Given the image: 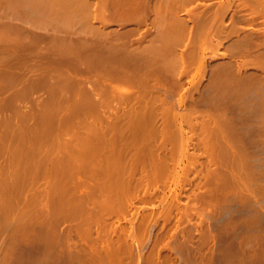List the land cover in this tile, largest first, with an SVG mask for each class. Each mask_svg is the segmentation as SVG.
<instances>
[{"label":"rangeland","instance_id":"rangeland-1","mask_svg":"<svg viewBox=\"0 0 264 264\" xmlns=\"http://www.w3.org/2000/svg\"><path fill=\"white\" fill-rule=\"evenodd\" d=\"M247 1L0 0V264H264V7ZM158 147L180 175L145 182L129 154ZM124 154L154 185H122Z\"/></svg>","mask_w":264,"mask_h":264},{"label":"bare ground","instance_id":"bare-ground-1","mask_svg":"<svg viewBox=\"0 0 264 264\" xmlns=\"http://www.w3.org/2000/svg\"><path fill=\"white\" fill-rule=\"evenodd\" d=\"M239 1H240V0H239ZM250 1H251V0H250ZM253 1H254V0H253ZM255 1H256L257 3H260L261 6L263 5L262 8L264 7V0H255ZM255 1H254V2H255ZM241 2H242V0H241ZM246 2H247V3H246ZM246 2H245V3L248 4V1H247V0H246ZM242 3H244V2H242ZM249 3H250V2H249ZM250 4H251V5L254 4V6H255V3H252V1H251ZM250 4H248V5H250ZM251 5H250V6H251ZM256 5H257V4H256ZM252 6H253V5H252ZM254 6H253V7H254ZM257 6H259V5H257ZM261 6H260V8H261ZM215 10H216V9H215ZM210 12H211V9H210ZM208 13H209V11H208ZM211 13H212V12H211ZM209 14H210V13H209ZM221 18H222V17H221ZM234 19L236 20V18H234ZM237 20H238V22H239V20L241 21L242 18H241V19H237ZM237 20H236V22H237ZM242 21L245 22L246 19H244V20H242ZM246 22H248V20H247ZM164 24H165V23H163V25H164ZM164 26H165V25H164ZM166 27H168V26L166 25ZM209 28H210V27H209ZM233 29H234V28H233ZM246 32L248 33V31H246ZM243 34H245L244 31H243ZM252 34L254 35V33H252ZM252 34H251V35H252ZM255 34H256V32H255ZM240 35H242V34H240ZM247 35H249V36H245V35H244V37H245V38H247V37L250 38L251 35H250L249 33H248ZM253 35L251 36V38L255 36V35H254V36H253ZM256 35H257V34H256ZM260 35H261V34L257 35V37L260 36ZM244 37H243V35H242L241 38H240V37H239V38H240V39H242V38L244 39ZM260 37H261V36H260ZM260 37H259V38H260ZM239 38H238V39H239ZM254 38H255V37H254ZM236 39H237V38H236ZM236 39H234V40L236 41ZM255 39H256V38H255ZM255 39H254V40H255ZM257 40H258V39H257ZM257 40H255V41L258 42ZM260 40H261V38H260ZM260 40H259V42H260ZM114 70H115V69H114ZM114 70H112V73H111V71H110V74H113V73H114V72H113ZM118 70H119V69H118ZM120 70H121V69H120ZM116 71H117V70H116ZM123 71L126 72L124 69H123ZM124 72H123V73L120 72V73H121L120 76L125 75ZM127 72H129V71H127ZM117 73L120 74L119 71H118ZM129 73H130V72H129ZM131 74H132V73H131ZM131 74H129V76H131ZM126 75H127V73H126ZM126 75L124 76V78L127 77ZM132 75H133V74H132ZM109 76H110V75H109ZM120 76H118V77H119V80H120V78H123V76H122V77H120ZM129 76H128V77H129ZM133 76H134V75H133ZM114 77H115V75H114ZM118 77H117V78H118ZM112 78H113V77L111 76V79H112ZM124 78H123V79H124ZM132 78H133V77H132ZM113 79L115 80L116 77L113 78ZM128 79H129V78H127L126 80H128ZM133 79H134V78H133ZM133 79H132V80H133ZM117 80H118V79H117ZM119 80H118V81H119ZM129 80H131V79H129ZM129 80H128V81H129ZM124 81H125V79H124ZM120 82H121V81H120ZM122 82H123V81H122ZM165 112H167V110L163 112V113H164V114H163L164 117L166 116V113H165ZM168 112H169V111H168ZM168 112H167V114L170 113V112H169V113H168ZM126 114H127V113H126ZM126 114H123V115H126ZM171 115H172V114H171ZM171 115H170V116H171ZM170 116H169V118H170ZM172 116H173V115H172ZM173 118H174V117H173ZM167 119H168V116L165 117V120H167ZM169 120H170V119H168L166 122L168 123ZM171 120H172V119H171ZM171 120H170V123H172ZM170 123L167 124V127L171 125ZM112 127H113V126H112ZM114 132H115V131H114ZM159 132H160V131H159ZM142 133H143V132H142ZM116 134H117V135H116ZM140 134H141V133H140ZM115 135L117 136V139H118L119 136H118V133H117V132H115ZM115 135H114V138L116 139ZM140 136H141V135H140ZM140 136H139V137H140ZM143 136H144V134H143ZM144 137H145V136H144ZM154 137H155V138L157 137L156 134H155ZM142 138H143V137L141 136V140H142ZM152 138H153V137H152ZM133 139H134V138H133ZM133 139H132V140H133ZM136 139H137V138H136ZM136 139H134V140H136ZM153 139H154V138H153ZM113 140H114V139H113ZM137 140H139V139H137ZM141 140L137 141V143H138V142H141ZM114 141H115V140H114ZM116 141H117V140H116ZM143 141H144V140H142V142H143ZM142 142H141V144H142ZM143 143H144V142H143ZM143 146H144V144L142 145L141 148H143ZM139 147H140V145H139ZM159 149H160L159 152H158V151H157V152L155 151V153H156L155 156H154V155H153V156L151 155V154H152V151H147V150H144V149H143V150H144V152L146 151V152H145L146 154H144V152H143L142 154H139V155L136 154V153H137L139 150H141V149H138L136 153L134 152V150L132 151V152H134V153H132L131 151H129V152L132 153L133 155L136 154L137 156H140V155H143V154H144V156H145V155H146V156L148 155L147 158H148V157L150 158L149 154H150V152H151L150 155H151L153 158L151 157L150 159H152V160L150 161L149 158H148V159L145 158V161H146V159H147V163L149 162V164H150V162H152V161L154 160L152 165H153V166H154V165L156 166L158 162H159V164H160V163H162V162H164V161L166 162L167 160H170V159H169V156H168L165 152H163L164 150H163L162 148L158 147V150H159ZM161 149L163 150V151H162L163 153H161V154L166 155V157H165L164 155H162L163 158L165 157V158H167V159L164 160L165 158H164V159L161 158L162 156L158 154V157L161 158V160H160L161 162L157 160L158 162L156 161V163H155V159H158V158L156 157V156H157V153H160V152H161ZM143 150H142V151H143ZM147 153H149V154H147ZM132 154H129V155H131V156L133 157V158H132V157L130 158V160H131L130 162H132V163H130L129 160H127L128 157H130V156H129V155L127 156L126 154H124V157H127V158H125V160H124L125 164H124V162H121V163L124 164L125 167H127L126 164H129V163H130V164H131L130 167L133 168V171H135L134 169H136V168H137V169H136L137 171H138V169H140L139 172H143V173H140V174L138 173V174H139L140 177L143 178V179L141 178L142 180L145 181V180L147 179L146 177H145V179H144V177H143L144 175L142 176V174H144V171H148L149 174L151 173L150 176L152 175V172H153V173H154V177H153V175H152L151 177H153L154 180L156 179V181H154V182H157V183H158V182H163L162 180H163V179L165 180V178H167V177H165V176L168 175V177H169V176L171 175V174L169 173V171H170L173 167H172L171 165L169 166L167 162H166V164L169 166L168 168L171 167L170 169H168L166 165H165V166H166V167H165V166H164V163H163V164H160V165H162V167H164V168H162L160 165H158V166H160V167L156 166L157 169H158L157 171H160L161 168H162L163 170L166 168L165 172H164L163 170H161V172L163 171L164 173H163V175L161 174V176H160L159 172H157V171H156L157 174H155V170H156V168L151 167V166H152L151 164L149 165V164L146 163L147 165H149V166L152 168V170H151V169H150V170H149V169H146V170H145L146 166H145V168H143V166H144L143 163H141L142 165L139 164V163H140V162H139L140 159H141V161L143 162L141 156L139 157L140 159H139V161H138V160H136V159H137V156L135 155L136 157H134ZM125 155H126V156H125ZM121 156L123 157V155H121ZM121 156H120V157H121ZM167 156H168V157H167ZM154 157H155V158H154ZM134 158H135V159H134ZM160 158H159V159H160ZM119 159H120V158H119ZM123 159H124V158H123ZM143 159H144V158H143ZM132 160H134V161H132ZM135 160H136V161H135ZM163 160H164V161H163ZM117 161H118V160L116 159V164H117ZM120 161H121V160H120ZM120 161H119V162H120ZM126 161H128V163H126ZM137 161H138L139 163H138ZM133 162H134V166H135L136 164H139V165H136L137 167H136V166L134 167V166H133ZM136 162H137V163H136ZM144 163H145V162H144ZM154 163H155V164H154ZM146 164H145V165H146ZM115 166H116V168H118V169L120 168V167L117 166V165H115ZM120 166H121V165H120ZM128 167H129V165H128ZM128 167H127V168H128ZM116 168L114 167V169H116ZM127 168H126V169H127ZM131 168H128L129 170H127V172H125V171L123 172L124 169H122V168H121L122 170L120 169L119 172H118V170H116V174L118 173L117 175H120V174H121L120 176H122V177L120 178V180H121V179H122V180L120 181V180L115 179V178H119V177H115V176H114L115 178L110 179V178H111V175H110V176H109L110 178L108 177L107 183H106V184L104 183V184L106 185V187H105V185H104V187L107 188L109 185H111V184L108 185V183H112L110 180H112L113 183H114V185L116 186V188H114V190H115V189H118V188H117V182H118V184H120V182H122V183H123V184L121 183L122 185L126 184V182L123 181V179L126 177L125 175L128 174V171H132V170H130ZM148 168H149V167H148ZM143 169H144V170H143ZM167 170H169V171H167ZM150 171H151V172H150ZM175 171H176V170L174 169V172H173V169H172V172H173V173H175ZM166 172L169 173V174H167ZM172 172H171V173H172ZM111 173H114V172L112 171ZM119 173H120V174H119ZM124 173H126V174H124ZM133 173H134V172H131V174H133ZM173 173H172L171 176H175ZM122 174H123V175H122ZM129 174H130V173H129ZM129 174H128V177L132 176L131 174H130V175H129ZM134 174H137V173H134ZM146 174H147V173H146ZM146 174H145V176H146ZM149 174H147V176H149ZM158 174H159V175H158ZM164 174H167V175H164ZM177 174H178V173H177ZM114 175H115V174H114ZM156 175H158V176L156 177ZM179 175H180V173H179ZM179 175H176V176L179 177ZM124 176H125V177H124ZM133 176H134V175H133ZM133 176H132V177H133ZM135 176L138 178L137 175H135ZM135 176L133 177V179H130V180H129V178H127V179H128L129 181H133L134 178H136ZM150 176H149L148 179L151 178ZM171 176H170V177H171ZM176 176H175V178H177ZM132 177H131V178H132ZM140 177L138 178V180L141 181V184L137 183V180H135L136 182H135V181H133V182H134L135 184L137 183L138 186L141 185V187H143L144 185L147 186V184L150 185V186H152L151 183L153 184V180H152V182H151V179H150V182H151V183L149 182L150 184H149V183H145V182H146V181H145V182H143V185H142V180H140ZM127 179H125V180H127ZM160 179H161V180H160ZM173 179H174V178H173ZM207 179H208V178H207ZM116 180H117V182H116ZM157 180H159V181H157ZM174 180H177V181H178V179H174ZM109 181H110V182H109ZM114 181H115V182H114ZM119 181H120V182H119ZM129 181H127V183H128ZM139 181H138V182H139ZM147 182H148V180H147ZM208 182H209V180L207 181V183H208ZM134 183H132V184H134ZM157 183H155V184H157ZM178 183H179V182H178ZM121 184H120L119 186L122 187V188H123L124 186H125V188L130 187V186L132 187V185L129 186L130 183H128V186H127V184L124 185V186H122ZM137 184H136V185H137ZM179 184H180V183H179ZM179 184H178V185H179ZM107 185H108V186H107ZM136 185H135V186H136ZM153 185H154V184H153ZM102 186H103V185H102ZM133 186H134V185H133ZM99 187L102 189L101 186H99ZM104 187H103L102 190H104ZM111 187H112V189H110V190H113V184L111 185ZM120 187H119V189H120ZM131 187H130V189H131ZM141 187H137V186H136V189H135V190H138V189L142 190V189L144 188V187H143V188H141ZM148 187H149V186H148ZM176 187H177V184H176ZM109 188H110V186L108 187V189H109ZM134 188H135V187H134ZM145 188H146V187H145ZM101 189H100V190H101ZM108 189H106V190H108ZM119 189H118V190H119ZM132 189H133V187H132ZM173 189H174V188H173ZM173 189H172V190H173ZM175 189H176V188H175ZM97 190H99V188H98ZM126 190H129V188L126 189ZM126 190H125V191H126ZM123 191H124V188L122 189V192H121V193H123V196L126 197L125 193H127V192L124 193ZM113 193L116 194V192H113ZM127 194H128V193H127ZM151 194L153 195V193H151ZM151 194H150V195H149V194H148V195L145 194V196L150 197ZM176 195H178V194H177V193L174 194V196H175V197H174L175 200L177 199ZM116 196H117V195H116ZM125 197H124V199H125ZM153 197H154V196H152L151 199L149 198V200H152ZM139 198H140V197H139ZM142 198H144V196H142ZM124 199H123V200H124ZM126 199H127V197H126ZM118 200H119V199H118ZM149 200H148V198H147V201H149ZM140 201H144V199H141ZM119 202H121L120 204H121L122 206L120 207L118 201H116V204H117V206H119V207H118V208H117V206H114V207H115L117 210H118V209L120 210V208H121V210H122V207H123V206H124V207H123V208H124L123 210H125V209L127 210L128 207H131V206H132V205H131L132 203L130 204V202H129V204H130L131 206H127V205H129V204H126L127 200L125 201V204H124V203L122 204V201H121V200H119ZM116 204H115V205H116ZM161 204H162V202H161ZM174 205H176V204L174 203ZM125 207H127V208H125ZM132 207H133V206H132ZM132 207H131V209H132ZM135 208H136V207H135ZM135 208H134V209H135ZM137 209H139V208H137ZM137 209H135V210L138 211ZM142 209H143V208H142ZM144 209H145V208H144ZM146 209H147V208H146ZM123 210H122V211H123ZM140 210H141V209H140ZM153 210H154V209H152V211L149 210V212H148V210H147L148 215H149V213H151V212L153 213V212H154ZM115 211H116V210H114V212H115ZM133 211H134V210H133ZM140 212H141V211H140ZM143 212H144V211H143ZM143 212H142V213H143ZM133 213H134V212H133ZM136 213H138V212H136ZM144 213H145V214H140L141 216H139V217H141V219H142L143 215H144L145 217L147 216V215H146V211H145ZM152 213L150 214V216L152 215ZM134 214H135V213H134ZM136 215H137V214H136ZM137 216H138V215H137ZM152 216H153V215H152ZM143 218H144V217H143ZM148 218H149V216H148ZM141 219H140V220H141ZM149 219H151V217H150ZM149 219H145V220L148 221ZM140 220H138V222H139ZM145 220H142V221H145ZM129 223H131V222H129ZM143 223H144V222H143ZM104 224H105V222H104ZM104 224H103V225H104ZM132 224H133V223H132ZM105 225H106V224H105ZM105 225L103 226V228L105 227ZM116 225H117V224H116ZM116 225H115V226H116ZM120 225H121V224H120ZM133 225H135V224H133ZM122 226H123V225H122ZM122 226H121V227H122ZM135 226H137V225H135ZM108 227H109V228H108ZM111 227H112V226H111ZM111 227H110L109 225H106L105 229L108 228V229L111 230L114 226H113L112 228H111ZM117 227H118V225H117ZM123 227H124V226H123ZM125 227H126V226H125ZM130 228H132V227H130ZM119 229H120V228L118 227V233H119L120 230H122V229H120V230H119ZM123 229H124V228H123ZM132 229H134V228H132ZM138 229H140V228L138 227ZM106 230H107V229H106ZM112 230H113L112 232H114V229H112ZM127 230H128V228H127ZM136 230H137V229H136ZM123 231H124V230H122V232H121L122 234H123ZM125 231H126V229H125ZM129 231H131V229L128 230V232H129ZM128 232L126 231V240H127V236H130V234L132 235V233H134L133 230H132V233L129 232L130 234H128ZM137 232H138V230H137ZM121 233H120V235H122ZM135 233H136V231H135ZM135 233H134V234H135ZM112 234H113V233H112ZM112 234H111V235H112ZM114 234H115V233H114ZM123 236H124V235H122L121 238H122ZM132 236H133V235H132ZM111 237H112V236H111ZM113 238H114V237H113ZM122 239H124V238H122ZM126 240H123V242L126 241ZM120 241H121V240H120ZM120 243H122V241H121Z\"/></svg>","mask_w":264,"mask_h":264}]
</instances>
